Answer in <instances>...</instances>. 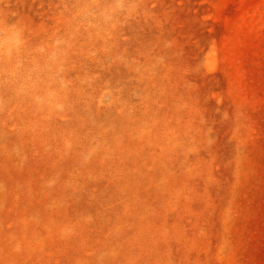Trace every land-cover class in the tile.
<instances>
[{
  "label": "rangeland",
  "instance_id": "obj_1",
  "mask_svg": "<svg viewBox=\"0 0 264 264\" xmlns=\"http://www.w3.org/2000/svg\"><path fill=\"white\" fill-rule=\"evenodd\" d=\"M0 264H264V0H0Z\"/></svg>",
  "mask_w": 264,
  "mask_h": 264
}]
</instances>
